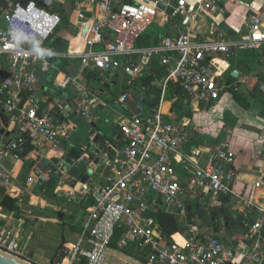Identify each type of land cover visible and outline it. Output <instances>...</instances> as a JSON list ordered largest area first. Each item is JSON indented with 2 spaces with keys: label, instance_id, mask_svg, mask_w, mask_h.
I'll return each instance as SVG.
<instances>
[{
  "label": "built area",
  "instance_id": "1",
  "mask_svg": "<svg viewBox=\"0 0 264 264\" xmlns=\"http://www.w3.org/2000/svg\"><path fill=\"white\" fill-rule=\"evenodd\" d=\"M73 1L74 31L61 35V16L39 7L36 0H0V187L7 194L18 163L22 172L25 162L45 158L69 140L71 116L96 124L93 110L104 103L99 99L102 90H90L86 83L89 72L102 78L116 71L125 75L127 89L115 99L121 106L154 60L165 76L152 114H119L113 122L119 130L113 140L102 143L105 149L96 154L90 147L82 148L81 159L88 160L92 175L80 181L74 193L89 205L76 241L59 246L47 264H105L112 252L128 249L139 251L143 264H264V195H258L264 190V173L238 190L236 155L229 143L197 146L184 154L186 124H173L160 109L169 83L177 85L190 103L216 102L228 88L221 57L239 50L264 53V21L250 13L244 31L228 34L227 6L235 0ZM152 25L169 26L171 34L160 35L154 46L138 47ZM57 36L67 42L65 51L53 44ZM80 36L83 49L78 53L71 50L70 38ZM62 59L77 61L74 74L58 69L54 61ZM52 70L58 71L53 80L57 88L75 92L72 107L45 94L43 77ZM59 75L62 81H57ZM106 81L102 79L100 86ZM90 134L93 147L98 138L93 126ZM27 140L32 149L25 155ZM177 165L192 176V200L199 199L210 212L229 209L243 217L247 223L241 224L246 227L242 239L208 235L206 228L188 224L192 204ZM35 167L29 170L26 188L37 183ZM101 170L103 181L96 183L92 177L102 175ZM154 211L183 220L187 232L178 233L183 245L173 239L175 234L161 238L148 216ZM21 223L0 227V250L31 261L24 250L32 234L22 236Z\"/></svg>",
  "mask_w": 264,
  "mask_h": 264
},
{
  "label": "crops",
  "instance_id": "2",
  "mask_svg": "<svg viewBox=\"0 0 264 264\" xmlns=\"http://www.w3.org/2000/svg\"><path fill=\"white\" fill-rule=\"evenodd\" d=\"M62 1L65 2L62 3ZM60 5L61 6L57 10H54L53 8V11L58 13L60 8L62 9L64 8L65 14L68 13L67 15L69 16L68 18L69 24L67 27L71 29V31L69 32H72L74 31V27L72 25V20L70 18V15H72L73 10L75 8V1L61 0ZM67 7H69V9ZM227 8L229 12L228 14L229 17L226 20L224 30L230 35H232L236 31H241V32L244 31L245 21L247 19V15L250 13L257 14L258 17L262 21H264V0H235L234 3H228ZM169 28L170 27L167 26V27H162L160 29H164L167 32V35H170L171 33L168 30ZM159 34H161V32H159ZM77 38H78V42H77L78 48L81 49L83 47L82 37L80 36ZM96 49L99 48L97 47ZM239 51L244 53L241 54L239 57H237L234 65L228 62L227 59L229 57H224V56L221 57L222 60H225L226 62L224 66L225 71L223 72V76L226 84L228 85V88L224 93L220 95V98L216 102H212L207 105L194 104V103H190L186 99V97L183 96L181 98H171L169 100H165L164 98V101L160 106L161 109L162 105L165 103L163 106V110H165L166 112L163 114L165 115V118L170 122L171 119H173L174 117L175 109H177L176 111H178L179 113L180 112L188 113L187 117L180 118L181 120H179L180 122L178 124V125L186 124L184 126V130L188 135V142L182 148V152L184 154L188 153L191 149L197 146H213L224 141L229 143L230 148L236 155V168H237L236 188L238 190L242 188H248L252 183L256 181L259 174L264 173V118L261 116V111L264 108V105L254 100L251 97L254 88H257V91L262 95H264V53H258V52L255 53L254 51H246V50H239ZM236 54L237 51L234 53V55L230 56V58L236 57ZM73 62L74 61H69L67 66L64 68L65 70L63 71L70 74L69 72H70V68L73 65L72 64ZM149 68L150 66L143 73L148 72ZM234 73H236L235 77L232 75ZM147 74H149V72ZM119 78L122 79V82L119 85V89L121 93L122 88L125 87L124 84L126 80L125 75L121 71H116L114 73L106 75V77L103 79L107 81L106 83H104V86L101 89L92 87L90 84H87L89 85L88 87L90 88V90H94V89L102 90V94L99 95V99L104 103V106H99L94 110L96 120H98L99 115H101L103 111L110 109L111 106L116 103L115 99L118 97V95H120V93L117 96H115L113 94V89L117 85ZM162 79L163 77L160 80H155L151 82V84L148 87L141 86L140 84L138 85L136 84L137 82L135 81L134 87L131 90H129V99H130L128 100L129 102L125 106H122L123 114L126 115L127 117L132 116V114L137 115L138 117H147L150 114H152V112L156 110L159 106L158 104L160 100V86L162 84ZM44 86H45V94L50 96V99L68 104L70 107H72L75 92L71 88H68L69 90L68 89L65 90L67 94L65 97H63L62 100L61 99L57 100L52 96V94H50L48 85L44 84ZM125 88L127 89V87ZM229 89H233L236 92L245 96L248 99L249 108L245 109L237 101H235L232 98V93ZM257 91L254 92L259 95ZM225 94H227L230 98V106L232 105V103L233 104L236 103L238 106L237 109L235 108L233 110H229L227 109L228 108L227 106H224L227 103ZM178 99H181V101H178ZM221 103H223L224 105L221 108H219V105ZM187 110H190L191 112H188ZM199 112L200 113L203 112L205 114L201 115ZM197 113L199 115H197V124L195 125L192 122L193 121L192 116L193 114H197ZM206 116L208 117L206 118ZM115 127L116 126H114V128ZM94 130L97 134H100L99 130L96 127H94ZM196 134L204 136V138H206L207 140L202 142L196 141ZM99 138L100 136H98L97 139ZM53 157H57L55 150L49 151L45 155V158L43 159H50ZM59 159L61 165H63L61 158ZM35 164L37 168H39L41 167L42 162L38 163L36 159ZM7 166H11V165H7ZM19 166L20 163H18L14 167L15 168L14 174L17 175V177L11 182V185L8 189L9 195H13L12 192L15 190L17 184H19V180H21L20 179L21 172H18ZM181 167L183 168V171L181 172L178 171L177 175L180 180L181 186L185 190L186 194H188V203H190L189 205L195 203L196 207L202 208V204L199 199L192 200V197L194 196V193L190 190L192 176L188 175L189 173L188 169H186L183 165ZM101 173L102 175H97V176L95 175L92 177V179L96 183H100L103 181V175L105 174V171L101 170ZM61 175L65 176L63 177L64 180H68V179L71 180V178L67 173ZM69 182L72 183L73 181H69ZM77 183L78 181L74 184V186ZM22 186H25V183L23 181H22ZM58 190L59 188L56 191L57 193L59 192ZM258 195L260 197L264 195V190L263 189L259 190ZM35 200L36 201L39 200L38 201L39 203L42 201L46 204V200H43L42 198L36 197ZM80 201L82 202L83 200ZM192 206L193 205H191L190 207L192 208ZM82 212H83V216L80 218V221L77 220L76 223L74 224V225L79 224L80 227L77 228L71 224L72 225L71 228L73 229L74 232L70 234L69 237H72V240H69L68 243L73 244L76 241L78 235L80 234L81 225L84 217V210H82ZM69 213H70L69 216L73 215L72 210H69ZM31 216H33L32 212L31 215L27 217H31ZM11 218L12 217L10 216L9 219ZM39 219L44 220L46 218L39 217ZM21 222H22L21 223L22 226L20 228L22 233V231H25L24 227L26 226V224L22 220ZM239 228H241V225L239 226ZM27 233H30V231L25 232L23 236L27 235ZM235 235L236 232L232 234V237ZM179 238L180 237L178 233H176L173 236V239L182 245L181 241L180 242L178 241ZM62 239H63L62 241L63 243L65 239L64 238ZM30 241L28 244H30ZM54 257L55 256H52L49 259H45L42 258L41 256H38L35 253H32L31 257L27 256L29 260L37 264H47L51 262L54 259Z\"/></svg>",
  "mask_w": 264,
  "mask_h": 264
},
{
  "label": "rangeland",
  "instance_id": "3",
  "mask_svg": "<svg viewBox=\"0 0 264 264\" xmlns=\"http://www.w3.org/2000/svg\"><path fill=\"white\" fill-rule=\"evenodd\" d=\"M65 1H62L64 3ZM61 0L54 1L53 8L54 10H57L61 5ZM70 7V6H69ZM69 7H67L69 9ZM64 13V18H65V23L64 25H60L58 28V33L61 35H65L66 32L71 31V29L68 26L69 24V16L67 15L68 13L65 14L64 8H60L59 12ZM148 32H162L164 29H160L156 25L150 26L148 29ZM244 52L237 51L236 57H229L227 60L230 64L234 65L237 57H239L241 54ZM256 53V52H255ZM55 65L58 67L59 70H61V62L55 60L54 61ZM53 72L52 70L49 74L48 81L51 82L52 77H53ZM74 70L71 67L69 73H73ZM122 79H118V83L113 89V94L117 96L120 93L119 85L121 84ZM92 87H96L98 89H101L102 87L100 84L96 85V82L91 85ZM48 89L50 91V94L54 98L58 99H63V97L66 96L67 92L65 90H61L57 87H55L52 84H48ZM69 90V89H68ZM131 90V89H130ZM225 98L227 100V103L224 105L221 103L219 105V108H221L223 105L227 106L229 110L237 109L238 106L236 103H232L230 106V98L227 94H225ZM128 100H130L128 98ZM129 102V101H128ZM127 102V103H128ZM126 103V104H127ZM175 109L174 112V117L171 119V122L173 123L174 120L175 122L173 124L178 125L180 118L182 117H187L188 113H179ZM188 112H191L190 110H187ZM94 113V110H93ZM123 113L122 106L118 105L117 103L113 104L110 109L103 111L101 115H99L98 120H96V128L99 130L98 136H100L99 141L101 143H104L105 140H113L115 136L117 135V131L115 130L113 126V122L116 119V117L119 114ZM200 113V112H199ZM201 115L205 113H200ZM95 115V114H94ZM197 114H193V123L196 125L197 124ZM210 115V114H208ZM208 116H206L207 118ZM178 118V119H176ZM70 122L73 124V130L71 131L69 140L66 142L68 143L67 146H74V148L81 150L83 146L88 148L90 143H89V136L91 135V130L92 126L90 123H88L87 120H85L82 117H76V116H71ZM207 140L204 138L202 135L196 134V141L202 142ZM61 148V147H60ZM62 164L66 166V172H61L59 170V173L65 174L67 173L69 177L71 178L68 180H64L63 177L58 173L55 175H52L50 178L45 180V182L42 185L45 186H55L53 190V194L55 196L54 199H51L49 201H46V204L42 202L40 204L38 201L35 200L36 197L42 198V192L39 189V183L37 181L36 184H33L29 188H26L25 186H22V181L19 180V184H17L15 190L12 192L13 195H15L20 202L24 201L25 199L27 200V205L22 204L23 210H28L32 212V215L35 217H27V216H19L16 218L13 214L7 213L3 211L0 208V227L4 226H12L15 222L17 224V221L22 220L25 222L26 226L25 231H22V236L25 234V232L30 231L32 234V239L30 241V244H26V249L24 250L25 252V257H31L32 253L37 254L38 256H41L42 258L49 259L52 256H55L57 253V248L60 245L66 244L67 246H70L72 243H68L69 240H72V237H69L70 234H72L74 231L71 228L72 225L76 223V221H80V218L83 216V212L80 209V197L74 193L76 190V185L74 186V182L70 183L69 181H78L80 182L79 179L82 178L84 175L91 176L92 175V168L89 165L88 160L86 159H80L79 161L72 160V159H66V157L61 158ZM190 176V174H188ZM59 188V192L57 193V189ZM61 193V194H59ZM33 196V197H32ZM36 196V197H34ZM44 200V199H43ZM56 200H60V204H56ZM205 201V200H204ZM45 204V205H44ZM71 204L75 207V210L73 211V215L69 216V210H68V205ZM48 205V206H47ZM192 215L195 216L196 220L198 222H201L203 219L207 218L209 215V210L206 207L198 208L195 206V203H192ZM53 207V208H52ZM226 214H228L231 217H237L239 221L246 222L242 216H240L236 212H231L229 209H225ZM57 213H62L63 214V219L62 221H59L57 219ZM37 215V216H36ZM68 215V216H67ZM12 217L9 219V217ZM38 216H43L47 217L49 216L50 218H46L44 220L39 219ZM247 223V222H246ZM245 223V224H246ZM24 224V225H25ZM72 224V225H71ZM247 225V224H246ZM75 227L79 228V224L74 225ZM245 226H243L241 229L236 231L235 237L237 239H242L244 231H245ZM187 232V231H186ZM203 232V231H201ZM212 234V233H208ZM227 239H231L232 235H227ZM231 236V237H230ZM234 237V236H233ZM64 238V242L62 243ZM179 242L181 239L179 238ZM182 243V242H181ZM27 255V256H26ZM28 259V258H27ZM105 264H143L142 261L139 260L137 256L133 255H125L121 252H112L111 255L109 256L108 260L105 262Z\"/></svg>",
  "mask_w": 264,
  "mask_h": 264
},
{
  "label": "trees",
  "instance_id": "4",
  "mask_svg": "<svg viewBox=\"0 0 264 264\" xmlns=\"http://www.w3.org/2000/svg\"><path fill=\"white\" fill-rule=\"evenodd\" d=\"M61 16V24L64 25L65 18H64V13H62L61 11L58 12ZM167 35V32L165 30H163L161 32V34H159V32H148V30L142 35V37L138 40L137 45L139 47H151L157 44L158 39H159V35ZM53 44L57 47V49L59 51H65L67 48V42L62 40L61 37L57 36L53 42ZM100 49V47H99ZM74 61V60H73ZM61 70H65L64 68L67 66V64L69 63L68 60L66 59H62L61 61ZM72 68L75 72L76 68L78 67L77 61H74L72 63ZM74 72L72 74H74ZM149 72V74H147ZM143 73V75H141L139 77V79H137V83L136 84H140L141 86L144 87H148L151 82L155 81V80H160L162 77L165 76V69L160 67L158 62L156 60H154L149 68V71ZM58 71L54 70L53 72V77L51 82L48 81V77H43V80H46V84L50 85H54L53 84V80L54 78L57 76ZM71 74V73H70ZM102 77L99 76V74L97 72H89V74L87 75V83L92 85L93 83L96 82L97 84H100V82L102 81ZM55 86V85H54ZM56 87V86H55ZM126 87V86H125ZM123 87L122 88V92L126 90V88ZM232 93V98L237 101L243 108L248 109L249 108V102L248 99L243 96L242 94L236 92L233 89H229ZM254 91H257V88H254L253 90V94L251 95V97L260 102L261 104L264 105V95H262L261 93L256 94ZM66 92V91H65ZM184 96V93L182 92V90L175 84L173 83H169L166 86L165 89V100H169L171 98H181ZM178 101H181V99H178ZM261 116L264 118V108L261 111ZM91 136V135H90ZM89 136V138H90ZM68 143H64L63 146L61 148H57L56 151V155L59 158H64L65 156L70 160H78L82 154L83 151L78 150L76 148H74L73 146H67ZM32 147L29 143V141L27 140L26 146H25V152L24 154H28L31 151ZM35 164V161H27L23 164V170L20 173V179L25 183L26 177L29 173V170L31 169V167ZM55 186H45V185H39V189L42 192V197L44 200L49 201L51 199H54L55 196L53 194V190H54ZM56 199V198H55ZM226 201L223 202V204H225ZM18 203H20L19 199L15 196V195H9L6 193V190L3 187H0V208L7 212V213H11L13 214L16 218H18L19 216L23 215L22 211L23 208L18 206ZM23 205H27V200L25 199L24 201L21 202ZM60 200H56V204H60ZM89 203L88 200H83L79 207L82 210H85L88 207ZM190 206V205H189ZM192 208L190 207V212L188 213V224L190 226H196L197 228H200L199 225H197L195 222H193V217H192ZM68 210H72L74 211L75 208L73 207V205L69 204L68 205ZM225 211V210H223ZM226 213V212H225ZM25 216V215H23ZM34 216V215H33ZM37 216V215H36ZM148 216L151 218V220L157 225L158 227V231H159V235L161 236V238L163 239H169L170 236L176 234V233H186L187 231V227H185L183 224H181V222L175 218V216L173 215H168L165 214L161 211H154L153 213H148ZM38 217H43V216H38ZM44 218H50L49 216L44 217ZM243 224L240 223V225ZM239 225V226H240ZM242 228V225H241ZM240 228V229H241ZM121 253L125 254V255H133V256H137L139 258L140 261H144L143 257L141 256L140 252L135 250V249H128V250H124L121 251Z\"/></svg>",
  "mask_w": 264,
  "mask_h": 264
},
{
  "label": "water",
  "instance_id": "5",
  "mask_svg": "<svg viewBox=\"0 0 264 264\" xmlns=\"http://www.w3.org/2000/svg\"><path fill=\"white\" fill-rule=\"evenodd\" d=\"M36 3L39 7L44 8L47 11L53 10L54 0H36ZM82 36H83V34H82ZM232 75L235 77L236 73H234ZM91 126L96 127L95 124H92ZM115 130L118 131L119 127L116 126ZM1 135H3V129L0 130V136ZM8 135H9V133H6V137ZM98 140L99 139H97V138L94 140V142L96 143L95 146L92 147V145H89V147L92 148V151L96 154H99V152L101 150L106 148L105 145H102V143L99 142ZM107 151H109V149H107ZM80 159H81V157L77 161H79ZM37 162L38 163L42 162V165L39 168H36V167L33 168L32 172L34 173L35 177L37 178V181L39 184H43L48 177H51L52 175H55L56 173L61 175V173H59V170H62V172L63 171L66 172V166L61 165L60 159L57 157H53L50 159H43L41 157H38ZM176 169L180 172L183 171V168L181 167V165H177ZM86 176H88V175L82 176V178L79 180L81 182H83L85 180ZM73 182L75 184L77 182V180L73 181ZM18 206L22 207V203L21 202L18 203ZM188 212H190V208H188ZM22 214L25 216H29V215H31V211L23 210ZM62 218H63V214L57 213V219L62 220ZM175 218L178 219L177 217H175ZM179 221L181 222V224H184L183 220H179ZM195 221H196V218H195ZM0 264H37V263H34L33 261L31 262V261L23 260L21 258L15 257L11 254H8V253L0 250Z\"/></svg>",
  "mask_w": 264,
  "mask_h": 264
},
{
  "label": "flooded vegetation",
  "instance_id": "6",
  "mask_svg": "<svg viewBox=\"0 0 264 264\" xmlns=\"http://www.w3.org/2000/svg\"><path fill=\"white\" fill-rule=\"evenodd\" d=\"M192 217L193 222L199 225L200 228H206L210 233L223 237L235 233L241 223L237 217H231L223 210L209 211L208 217L201 222L195 221V216L192 215Z\"/></svg>",
  "mask_w": 264,
  "mask_h": 264
},
{
  "label": "bare ground",
  "instance_id": "7",
  "mask_svg": "<svg viewBox=\"0 0 264 264\" xmlns=\"http://www.w3.org/2000/svg\"><path fill=\"white\" fill-rule=\"evenodd\" d=\"M77 42H78V38L76 37V38H70V43H71V50H73V51H78V53H80L81 51H82V49H83V47L81 48V49H79L78 48V45H77ZM82 46H83V41H82ZM62 79H63V77H62V75H59L58 76V78H57V81H62ZM165 104V103H164ZM164 104L162 105V107H161V112L162 113H165L166 111L165 110H163V106H164ZM80 188V184L78 183L77 185H76V190H78ZM40 204H42V201L40 202ZM180 237V236H179ZM180 239H181V237H180ZM177 242V241H176ZM181 242H182V245H183V240L181 239ZM178 243V242H177ZM179 245H181L180 243H178Z\"/></svg>",
  "mask_w": 264,
  "mask_h": 264
}]
</instances>
